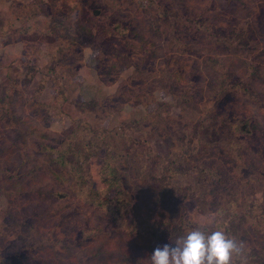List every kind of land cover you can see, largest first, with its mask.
Listing matches in <instances>:
<instances>
[{"label": "rangeland", "instance_id": "374dc122", "mask_svg": "<svg viewBox=\"0 0 264 264\" xmlns=\"http://www.w3.org/2000/svg\"><path fill=\"white\" fill-rule=\"evenodd\" d=\"M260 144L264 0H0V264H264Z\"/></svg>", "mask_w": 264, "mask_h": 264}, {"label": "clouds", "instance_id": "9594fccd", "mask_svg": "<svg viewBox=\"0 0 264 264\" xmlns=\"http://www.w3.org/2000/svg\"><path fill=\"white\" fill-rule=\"evenodd\" d=\"M201 228L188 231L175 244L156 247L150 256L151 264H237L236 258H241L239 264H247L243 241L221 230L209 234Z\"/></svg>", "mask_w": 264, "mask_h": 264}, {"label": "trees", "instance_id": "16d2710c", "mask_svg": "<svg viewBox=\"0 0 264 264\" xmlns=\"http://www.w3.org/2000/svg\"><path fill=\"white\" fill-rule=\"evenodd\" d=\"M243 126L247 129V131H246V132H248L247 134L250 135L253 133L252 128L254 127V125H252L250 122L245 123ZM249 135H246V137ZM259 147L261 148V151H259V154H261V159L263 161L264 160V144H260ZM111 182H114V181H111ZM105 244H107L106 241L102 245L105 246Z\"/></svg>", "mask_w": 264, "mask_h": 264}]
</instances>
